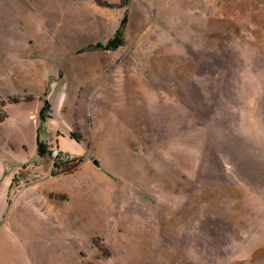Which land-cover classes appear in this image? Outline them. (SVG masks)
<instances>
[{
  "label": "rangeland",
  "instance_id": "374dc122",
  "mask_svg": "<svg viewBox=\"0 0 264 264\" xmlns=\"http://www.w3.org/2000/svg\"><path fill=\"white\" fill-rule=\"evenodd\" d=\"M0 111V264H264V0H0Z\"/></svg>",
  "mask_w": 264,
  "mask_h": 264
},
{
  "label": "trees",
  "instance_id": "16d2710c",
  "mask_svg": "<svg viewBox=\"0 0 264 264\" xmlns=\"http://www.w3.org/2000/svg\"><path fill=\"white\" fill-rule=\"evenodd\" d=\"M96 4L103 7H119V8H126L128 7L130 0H121L119 4H110L106 0H93ZM13 102H18V98H13ZM31 100V99H28ZM50 110L51 106L49 102H46V105L44 106V109L42 110L41 114L43 113V116L41 117L43 122H45L46 118L50 117ZM7 117L6 113H3L0 111V120H4ZM39 144L42 146L43 143L39 142ZM44 152V151H43ZM44 155V154H43ZM83 161L82 157H73L72 159L68 161H54L53 163V169H52V175H56L62 172H71L74 169H76L81 162Z\"/></svg>",
  "mask_w": 264,
  "mask_h": 264
},
{
  "label": "crops",
  "instance_id": "0c3cea01",
  "mask_svg": "<svg viewBox=\"0 0 264 264\" xmlns=\"http://www.w3.org/2000/svg\"><path fill=\"white\" fill-rule=\"evenodd\" d=\"M34 75V74H33ZM32 75V76H33ZM53 74H49V72L48 73H46L45 74V76L42 78V80L44 81H42L43 82V84L44 83H46V82H48L47 81V79L49 80V77L50 76H52ZM47 97V99L50 101V103H51V100L53 99V98H51V96L50 95H46ZM40 97V96H39ZM18 102H11V103H5L4 104V107L7 109V107L8 106H10L11 104H13V103H15V104H18V103H21V102H35V100H33V101H31V100H26V99H24V98H21V97H18ZM41 100H40V98L38 99V103H37V107L39 108L40 107V105H41V102H40ZM63 103V102H62ZM52 105L51 106H53V103H51ZM58 106V105H57ZM7 116H8V114H7ZM53 117H54V113H52V111H51V119H53ZM50 127V126H49ZM51 127H53V129L51 128V129H49L48 130V132H47V134H48V136H49V141H50V145H60L59 144V140H58V137H59V135L61 134V131H62V129H61V126H59V124L57 125V124H55L54 126H52L51 125ZM60 127V128H59ZM71 127L73 128V125H72V123H71ZM60 130H59V129ZM74 130V129H73ZM38 140H39V142H41V143H44V144H46V142H47V140H41L40 138H39V135H38ZM82 141V140H81Z\"/></svg>",
  "mask_w": 264,
  "mask_h": 264
},
{
  "label": "built area",
  "instance_id": "2783aa9c",
  "mask_svg": "<svg viewBox=\"0 0 264 264\" xmlns=\"http://www.w3.org/2000/svg\"><path fill=\"white\" fill-rule=\"evenodd\" d=\"M51 156L53 161H68L70 159V155L63 153L58 145H52Z\"/></svg>",
  "mask_w": 264,
  "mask_h": 264
},
{
  "label": "water",
  "instance_id": "95a60500",
  "mask_svg": "<svg viewBox=\"0 0 264 264\" xmlns=\"http://www.w3.org/2000/svg\"><path fill=\"white\" fill-rule=\"evenodd\" d=\"M94 163H96L97 165H99V162L97 161V160H95V162Z\"/></svg>",
  "mask_w": 264,
  "mask_h": 264
}]
</instances>
